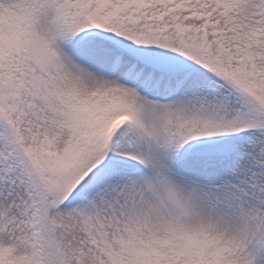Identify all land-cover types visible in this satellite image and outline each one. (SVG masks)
<instances>
[{
	"label": "snow or ice",
	"instance_id": "6c2138e0",
	"mask_svg": "<svg viewBox=\"0 0 264 264\" xmlns=\"http://www.w3.org/2000/svg\"><path fill=\"white\" fill-rule=\"evenodd\" d=\"M0 264H264V0H0Z\"/></svg>",
	"mask_w": 264,
	"mask_h": 264
}]
</instances>
